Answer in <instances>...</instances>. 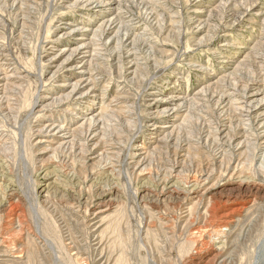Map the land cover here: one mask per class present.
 Returning <instances> with one entry per match:
<instances>
[{"label": "rangeland", "instance_id": "1", "mask_svg": "<svg viewBox=\"0 0 264 264\" xmlns=\"http://www.w3.org/2000/svg\"><path fill=\"white\" fill-rule=\"evenodd\" d=\"M116 1L101 31L75 0H0V264H264V100L249 112L251 90L264 94V0ZM61 22L103 34L96 126L73 130L84 108L52 101L63 70L45 51ZM175 93L190 99L155 134L173 117L152 118L150 98ZM45 116L73 140L39 135Z\"/></svg>", "mask_w": 264, "mask_h": 264}, {"label": "bare ground", "instance_id": "2", "mask_svg": "<svg viewBox=\"0 0 264 264\" xmlns=\"http://www.w3.org/2000/svg\"><path fill=\"white\" fill-rule=\"evenodd\" d=\"M75 4L74 8L75 10L81 11V12H88L90 11V13H93L94 15H96L97 17H99L101 20L100 24L97 27H101V31L102 28L105 27L106 30H110V28H107L111 25L112 23V16L115 13L116 10V4L117 1L116 0H75V2L73 3ZM243 7V6H242ZM248 10V9H247ZM116 16V15H115ZM123 16V15H122ZM114 17V16H113ZM117 18V17H116ZM115 18V19H116ZM84 19V18H83ZM72 21V20H71ZM116 22V20H114ZM68 22V21H67ZM80 23V24H78ZM98 23V22H97ZM115 24V23H114ZM61 26L59 27V33L56 35V39L55 41H52V43L46 48L45 51V56L48 58L47 59V63L50 66H56L55 68H60L63 70L62 74H63V81L58 85V87L60 88L59 91L61 92L59 94V96L56 99H52V101H56L59 104H61V102H63L64 100L69 101L71 105L77 107V106H81L82 108H84V112H81V115H79V117L75 118L77 119L80 123L78 124V122L75 124L76 126L74 127L73 130H75V128L77 130L81 129L82 126L87 123V122H94L95 126L96 124H98L97 122L99 121V113H94V114H90L92 112H90V110H92V106L90 104V102H92V100H98L101 97L104 96L102 90H99L100 93H95V87L96 85L99 84V80L97 78H94L96 76H92L91 72H90V68H89V64L91 62V59L93 57H96L98 54V50L100 48L99 43L103 42V37H102V32H97L98 30L92 29V26H90L88 23L85 25L81 22H76V23H62L60 24ZM96 27V28H97ZM103 31V32H104ZM105 33V32H104ZM107 33V32H106ZM110 33V32H109ZM115 33V32H114ZM112 37V36H111ZM62 41H66V45H61L60 43H62ZM99 42L98 44L96 42ZM108 41V40H107ZM102 44V43H101ZM106 44V41L103 43ZM147 44V43H146ZM222 46H224V43H222L220 45V50H222L221 48H223ZM102 47V46H101ZM102 49V48H101ZM100 49V50H101ZM101 54V53H100ZM250 56V55H249ZM103 60V59H102ZM106 61V60H105ZM96 64V63H95ZM100 64V63H99ZM102 64V63H101ZM3 65V63H2ZM42 67V66H41ZM134 67V65H133ZM54 68V67H53ZM92 70V69H91ZM133 70V69H132ZM158 70V69H157ZM236 70V69H235ZM96 71V70H95ZM3 72V71H2ZM96 73V72H94ZM132 75V74H131ZM227 76V75H226ZM23 77V76H22ZM100 77V76H98ZM11 79H16V80H20L21 77L18 75H13L11 74H7L4 77V80H8L10 81ZM106 79V78H105ZM263 79V78H262ZM101 80V79H100ZM3 81V80H2ZM18 82V81H16ZM52 82V81H51ZM101 82V81H100ZM117 82V81H116ZM1 83V82H0ZM7 83V82H6ZM15 82H12V84ZM105 84V83H104ZM263 84V83H262ZM1 86V85H0ZM6 86V84H5ZM10 87H17L18 85L16 84H9ZM263 86V85H262ZM104 87V86H103ZM108 87V86H107ZM264 87V86H263ZM3 88V87H2ZM107 89V88H106ZM204 89V88H203ZM264 89V88H263ZM200 90V89H199ZM118 91V90H116ZM126 91V90H125ZM204 91V90H203ZM102 92V93H101ZM152 92V91H151ZM191 92V91H190ZM202 91L200 90V93ZM207 92V91H206ZM58 93V92H57ZM192 93V92H191ZM195 93V92H194ZM193 93V94H194ZM116 94V93H115ZM114 94V95H115ZM121 94V93H120ZM119 94V95H120ZM127 94V93H126ZM154 94V93H152ZM247 94V93H245ZM1 95V94H0ZM156 95V94H155ZM261 96V98H258V96ZM113 96V95H112ZM117 96V95H116ZM130 96V95H129ZM148 96V95H147ZM40 97V96H39ZM118 97V96H117ZM122 97V96H121ZM120 97V98H121ZM151 97V96H150ZM250 103L254 104L251 105V110L249 111L252 113H255V110H259L261 108V105L259 104V102L264 100V94H261L260 91L258 90H251L250 92ZM43 99H48L49 97H42ZM64 99L63 101L61 100ZM127 98V97H124ZM101 99V98H100ZM189 97H185L183 94H172L171 96H167L165 98L163 97H152L150 98V106H153L155 109L158 107H162L163 108L158 112L155 111L152 114V118H158L160 114H164V116L168 117V118H172L173 119L169 122L166 123V125H156V124H150L149 126L152 127L153 132L156 134L159 130H162V132H164L163 130H166L168 128H174L172 127L171 123H173L174 118L176 117V113L178 114V111H180L182 108H184L185 104L189 101ZM114 101V98L112 99ZM116 100V97H115ZM125 100V99H124ZM195 100V99H194ZM51 101V102H52ZM64 101V102H65ZM116 102V101H115ZM118 102V100H117ZM126 102V100H125ZM131 102V101H130ZM146 102V101H145ZM198 102V100H197ZM234 102V101H233ZM68 103V102H67ZM97 103V102H96ZM95 103V104H96ZM119 103V102H118ZM132 103V102H131ZM195 103V102H193ZM246 103V102H245ZM116 104V103H115ZM122 104V103H121ZM263 104V102H262ZM66 105V104H65ZM69 105V104H68ZM131 105V104H130ZM187 105V104H186ZM189 105V104H188ZM197 105V104H196ZM49 106V105H48ZM62 106V105H61ZM95 106V105H94ZM107 106V105H106ZM105 106V107H106ZM111 106V105H109ZM121 106V105H120ZM125 106V105H123ZM134 106V105H133ZM191 106V105H190ZM193 106V105H192ZM77 110V108H75ZM101 107V105H100ZM99 107V108H100ZM103 107V105H102ZM108 107V106H107ZM147 107V106H146ZM197 107V106H195ZM237 107V106H236ZM114 108V107H113ZM119 108V107H118ZM189 108V107H187ZM250 108V105H249ZM109 109V108H108ZM117 109V108H116ZM134 109V108H132ZM132 109H128L131 110V112L133 111ZM186 109V108H185ZM45 110V109H44ZM64 110V109H63ZM120 110V109H119ZM124 110V108H123ZM135 110V109H134ZM158 110V109H157ZM261 110V109H260ZM65 111V110H64ZM101 111V109L99 110ZM116 111V110H115ZM126 113L127 109L125 110ZM187 111V110H186ZM189 111V109H188ZM114 112V111H113ZM130 112V111H129ZM134 112V111H133ZM148 112V111H147ZM248 112V111H247ZM264 112V110L262 111ZM103 113V112H102ZM135 113V112H134ZM180 113V112H179ZM258 113V112H257ZM106 114V113H105ZM124 114V113H123ZM137 114V113H136ZM189 114V113H188ZM132 115V114H131ZM254 115V114H253ZM257 115V114H256ZM264 115L261 114L260 116ZM75 116V115H74ZM106 116V115H105ZM127 116V115H126ZM133 116V115H132ZM131 116V118H132ZM136 117V116H135ZM151 117V116H150ZM244 117V116H243ZM249 117V116H248ZM264 117V116H262ZM261 117V118H262ZM50 117L45 116L44 124L42 126V128H40V130H38V133H40L39 135H42L44 137H49V139L51 138V140H53V138H55L56 142H54V145H57L56 148H60L63 147L67 144H69L73 139V137H71V129H66L65 125H61L60 123L54 122L51 119H49ZM98 118V119H97ZM124 118V117H123ZM137 118V117H136ZM149 118V117H148ZM96 119V121H95ZM180 119V118H179ZM244 119V118H243ZM178 122H176L177 124ZM183 123V122H182ZM171 124V125H169ZM261 128H264V122L258 124ZM257 125V126H258ZM174 126V125H173ZM96 128V127H95ZM259 128V129H261ZM98 129V128H97ZM100 129V128H99ZM252 129V128H251ZM93 130V129H92ZM262 130V129H261ZM96 132L97 131H93V132H89L88 137L85 138L86 141L91 142V148H95L96 149V138L94 139V137H96ZM175 132V131H174ZM37 133V132H36ZM170 133V132H169ZM165 134V133H164ZM173 134V133H172ZM263 134V132H262ZM36 137V135H35ZM161 137V135H160ZM158 138V137H157ZM160 139V138H159ZM164 139V138H163ZM44 140V139H43ZM246 140V139H245ZM40 141V140H39ZM49 141V140H48ZM38 141H36L37 143ZM41 143V141H40ZM39 143V144H40ZM88 143V142H86ZM156 143V142H155ZM256 144V143H255ZM50 145V143H49ZM98 146V145H97ZM100 146V145H99ZM158 146V145H157ZM251 146V145H250ZM90 147V146H89ZM121 147V146H120ZM135 147V146H134ZM139 147V146H138ZM217 147V146H216ZM101 148V147H100ZM141 148V147H140ZM144 148V147H143ZM104 149V148H103ZM88 150V149H87ZM92 150V149H91ZM146 150V149H144ZM144 153V152H143ZM131 154V153H130ZM135 154V153H134ZM141 153H138L137 156L139 157V155H141ZM242 157V156H241ZM136 160V159H135ZM134 160V161H135ZM261 160V159H260ZM137 161V160H136ZM142 161V160H141ZM135 163V162H134ZM140 164V163H139ZM137 165V163H136ZM176 166V165H175ZM57 178V177H56ZM197 179V178H196ZM207 181V178L206 180ZM196 182V181H195ZM206 183V182H205ZM188 185V184H187ZM197 185V183H196ZM203 185V184H202ZM194 187V186H193ZM198 187V186H195ZM247 187V186H246ZM193 189V188H192ZM191 189V191H192ZM198 189V188H197ZM190 190V189H189ZM189 192V191H188ZM190 193V192H189ZM187 193V194H189ZM188 196V195H187ZM192 197V196H191ZM194 197V196H193ZM210 205V204H209ZM208 206V204L206 205ZM96 208H98V210H100L102 207L97 204L95 205ZM207 208V207H206ZM105 209V208H104ZM206 210V209H205ZM233 210V209H232ZM231 210V211H232ZM92 211V210H91ZM90 211V212H91ZM97 211V210H96ZM208 211V210H207ZM238 211V209H237ZM243 211V210H242ZM103 211H99V212H95V215H99L101 214ZM204 212V211H202ZM206 212V211H205ZM204 212V214H205ZM93 213V212H92ZM235 213V212H234ZM232 212V214H234ZM237 213V212H236ZM90 214V213H89ZM103 214V213H102ZM231 214V216H232ZM94 215V213L92 214ZM106 215V214H105ZM229 213L226 215H223L220 217L223 218L224 222H228L231 221L230 220V215ZM100 216V215H99ZM93 219H95V216L92 217ZM98 218V217H97ZM209 218V217H208ZM90 219V218H89ZM211 219V218H210ZM219 219V218H218ZM236 219V218H235ZM238 220V219H237ZM82 221V220H81ZM84 221V220H83ZM95 221V220H94ZM93 221V222H94ZM97 221V220H96ZM233 221V220H232ZM235 221V220H234ZM222 222V221H221ZM238 222V221H237ZM97 223V222H96ZM99 223V222H98ZM97 223V224H98ZM219 223V222H218ZM236 223V222H235ZM222 224V223H221ZM231 224V223H230ZM102 225V224H101ZM229 225V224H228ZM237 226V225H235ZM22 227V226H21ZM225 227V226H224ZM229 228V227H228ZM222 230V229H220ZM236 230V229H235ZM223 232L225 231L222 230ZM229 231V230H228ZM97 232V231H96ZM220 232V231H219ZM234 232V231H233ZM231 232V233H233ZM259 233V232H258ZM71 234V233H70ZM228 232L225 234L228 237ZM97 235V234H96ZM224 235V236H225ZM227 239V238H226ZM228 241V240H227ZM230 241V240H229ZM233 241V240H232ZM224 242V241H222ZM2 243V242H1ZM231 243V242H230ZM219 244V243H218ZM226 244V241H225ZM228 244V243H227ZM232 244V243H231ZM97 245V244H96ZM216 245V244H215ZM224 245V244H223ZM230 245V244H229ZM226 246V245H225ZM9 247V246H8ZM20 247V246H19ZM190 247V246H189ZM224 247V246H223ZM223 247L221 246H215V250L217 251V254H219V252H221V250L223 249ZM5 248V247H4ZM213 248V247H212ZM211 248V249H212ZM2 249V248H1ZM214 249V248H213ZM226 250V249H225ZM228 250V249H227ZM214 251V250H213ZM224 251V250H223ZM8 252L6 251L4 253V255H6ZM223 253V252H222ZM213 256V255H212ZM230 255H228L229 257ZM226 257V256H225ZM2 256L0 255V260H1ZM5 259V258H4ZM15 259V258H14ZM100 259V258H99ZM222 260H224V258H222ZM10 261V260H9ZM8 261V262H9ZM15 262V261H14ZM216 262V261H215ZM214 262V263H215ZM223 262V261H222ZM213 263V264H214ZM100 264V263H99Z\"/></svg>", "mask_w": 264, "mask_h": 264}]
</instances>
